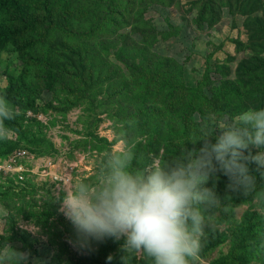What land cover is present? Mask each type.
Listing matches in <instances>:
<instances>
[{"label":"rangeland","instance_id":"374dc122","mask_svg":"<svg viewBox=\"0 0 264 264\" xmlns=\"http://www.w3.org/2000/svg\"><path fill=\"white\" fill-rule=\"evenodd\" d=\"M29 25L23 54L11 42L0 47V95L19 112L0 140V206L9 213L0 248L29 252V264H150L124 250L123 237L77 244L60 211L63 187L91 179L105 154L125 142L140 162L134 167L191 148L205 110L219 120L264 107V0L0 1V27ZM152 62L166 68L154 83L169 71L174 82L184 77L182 88L151 87L155 97L145 91L132 68ZM146 97L167 116L184 113L185 125L176 128L173 118V136L164 130L156 138L151 128L129 136ZM248 167L256 189L209 209L197 264H264V178ZM217 176L223 197L228 177Z\"/></svg>","mask_w":264,"mask_h":264},{"label":"clouds","instance_id":"9594fccd","mask_svg":"<svg viewBox=\"0 0 264 264\" xmlns=\"http://www.w3.org/2000/svg\"><path fill=\"white\" fill-rule=\"evenodd\" d=\"M17 115L0 95V140L9 138L6 121ZM189 144L173 157H153L134 167L136 153L125 142L105 154L91 179L63 187L60 211L72 225L75 242L90 247L105 237H123V249L142 253L150 264H197L211 224L209 209L230 194L256 189L249 164L264 178V107L213 118ZM218 172L228 177L223 197L216 191ZM8 215L0 206V222ZM29 257L11 244L0 248V264H29Z\"/></svg>","mask_w":264,"mask_h":264},{"label":"trees","instance_id":"16d2710c","mask_svg":"<svg viewBox=\"0 0 264 264\" xmlns=\"http://www.w3.org/2000/svg\"><path fill=\"white\" fill-rule=\"evenodd\" d=\"M29 27L30 25L28 26L27 29L23 31H18V32L8 31L5 28L0 27V47H3L6 43L11 42L13 45H16L20 53L23 54L25 50L28 48V46L26 44H23L21 39L25 37V33L29 29ZM16 37H19V38H16ZM154 64L155 63L152 62V63H147L146 66L144 67L137 65V66H133L132 68L134 71L138 73L140 77L145 79L146 85H147V88H144L145 91L147 89L148 93L151 94L153 97H155L157 96L158 93H155V92L153 93V90L151 89V87H153L154 90H158L159 88H164L165 90H168V89H172L180 85L179 88H182L184 77H181L182 84H179V82H174L169 71H167L166 75L161 78L160 82L158 81V78H157L158 84L154 83L153 79L155 75H158L159 73L164 72L166 69L165 68L161 70L160 68H156V65L154 66ZM49 79L52 82L55 81L56 75L54 72H49ZM48 87L49 89H51V85H48ZM172 94L174 93L169 90V93L165 96L164 100H166L167 96H170ZM147 98L148 97L144 98L141 102H148ZM149 101L150 102H148L147 107H139L141 108L140 111H136L134 115L135 120L129 125V128H130V131L128 133L129 136H133L132 131L141 132V131L147 130L148 128H151L154 131L156 138L160 134H163L164 130L169 131V133L173 136L176 133L174 129L172 128L173 118L175 119L174 121L176 123V128L183 127L185 125V120L187 116L184 115V113L179 114V115L178 114L173 115L172 113H170L171 115L167 116L165 110L159 109L158 106L156 105V102L154 103V102H151V100ZM185 103H187V106L191 104V102H185ZM175 104H173L169 109L174 110ZM180 107L182 108V104H180ZM166 109L169 112V109L167 107ZM205 111L201 112V116H200L201 121L198 122V124H201L202 126L204 124H210L213 119L209 111L207 112ZM162 116H164V119H162ZM202 119L204 120L202 121ZM260 242L264 243V240H260Z\"/></svg>","mask_w":264,"mask_h":264},{"label":"bare ground","instance_id":"6f19581e","mask_svg":"<svg viewBox=\"0 0 264 264\" xmlns=\"http://www.w3.org/2000/svg\"><path fill=\"white\" fill-rule=\"evenodd\" d=\"M47 237V236H46Z\"/></svg>","mask_w":264,"mask_h":264}]
</instances>
